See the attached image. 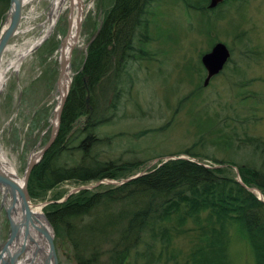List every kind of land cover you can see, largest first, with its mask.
<instances>
[{"label":"rangeland","instance_id":"374dc122","mask_svg":"<svg viewBox=\"0 0 264 264\" xmlns=\"http://www.w3.org/2000/svg\"><path fill=\"white\" fill-rule=\"evenodd\" d=\"M52 1L34 0L23 5L20 32L9 41L0 66L13 58L15 50L28 47L44 36L43 25L47 23ZM82 1L91 5V9L83 14L78 44L71 54L72 78L84 60L85 46L98 33L114 3V0ZM208 2L151 1L147 15L148 39L145 43L134 42L136 56L127 64L131 78L127 76L129 82L124 88L128 93L122 97L114 122L96 130L102 139L114 138L110 146H100L97 151L100 158L138 159L145 163L141 170L147 171L156 166L159 159L188 152L202 156L196 159L206 166L213 164L206 157L215 160L229 168L235 178L236 166L257 159L261 163L255 145L247 143L255 141L247 140L264 141V0H229L215 12L201 11ZM68 5L69 0L51 35L23 59L18 71L10 73L0 91V157L10 162L19 179L31 155L37 153L50 136L59 76L58 49L68 31ZM6 11L0 3V30ZM219 42L230 51V59L222 72L204 87L206 73L201 57ZM206 118L214 121L206 122ZM221 136L228 137L231 143L217 140ZM79 157L80 154L74 152L73 157L66 156L60 162L72 166L73 160L76 163ZM155 159L158 160L154 162ZM110 185L116 182H64L49 190L44 201L31 200V204L40 207L43 213L46 204L55 199L56 203H63L77 188L91 190ZM259 193L264 200V194ZM1 198L0 190V246L9 231ZM229 235L232 244L227 251L231 264H254L246 242L234 236L233 231ZM172 243L177 259L183 264L190 240L181 236ZM64 246L65 249L55 240L58 264H75L65 242ZM139 251L141 255L145 253L142 248ZM158 251L152 262L132 252L127 264L174 263L164 253L159 258Z\"/></svg>","mask_w":264,"mask_h":264},{"label":"trees","instance_id":"16d2710c","mask_svg":"<svg viewBox=\"0 0 264 264\" xmlns=\"http://www.w3.org/2000/svg\"><path fill=\"white\" fill-rule=\"evenodd\" d=\"M151 1L112 3L87 47L82 70L73 77L55 141L30 173L29 197L44 201L49 190L64 182L119 183L145 172L124 184L80 190L61 204L55 199L44 206V218L55 238L66 243L75 264H127L131 253L138 256L141 248L145 253L140 255L147 261L152 262L159 250V258L164 253L173 264H180L172 242L181 236L190 240L183 264H231L227 251L231 231L246 242L254 264H264V203L248 191L264 194L263 140L246 137L255 141L246 142L255 145L261 163L257 159L236 166L240 183L229 168L209 157L213 163L209 167L201 161L178 158L164 162L163 158L143 171L141 160H107L97 154L100 146H110L114 140L102 139L96 130L114 122L122 97L128 93L124 88L130 76L127 64L136 50L134 42L148 39ZM0 3L7 10L9 0ZM217 140L231 143L225 136ZM74 152L80 157L72 166L60 162ZM184 155L202 158L194 153Z\"/></svg>","mask_w":264,"mask_h":264},{"label":"water","instance_id":"95a60500","mask_svg":"<svg viewBox=\"0 0 264 264\" xmlns=\"http://www.w3.org/2000/svg\"><path fill=\"white\" fill-rule=\"evenodd\" d=\"M23 0H9V7L6 12V18L4 19V26L0 31V61L4 50L6 49L9 41L13 38L16 33V29L19 26L21 19ZM223 0H210L208 8L213 9ZM83 6L79 4L78 6V15L79 22L76 28V35H79L80 31V18L82 16ZM72 10V0L70 1L69 14L71 15ZM70 25V17L68 20ZM69 29L67 35L60 43V54L65 45L66 39L68 37ZM73 49V48H72ZM71 49V51H72ZM71 53V52H70ZM71 56V55H70ZM70 56L68 59L60 55L59 59V76L56 84V91H59L60 80L64 70L69 66ZM230 57L229 50L222 43L214 44L210 52L204 54L201 57V63L205 69L206 78L204 80L203 86L206 87L211 80V78L217 75L224 67L226 62ZM85 88L87 89L86 85ZM69 87L66 93L59 97V105L55 108L53 112V121L50 122V136L45 145L34 155H32L26 165L22 179H19L14 174L10 173L5 169L0 163V190L2 195L1 206L5 207L4 211L6 214V220L9 223V232L7 239L0 246V264H23V261L20 260V257H23L24 263L34 264V259L36 258L38 252H41V247L37 245L32 234L40 235L47 243L48 253L42 257L43 264H58L56 250L54 245V233L53 229L47 220V223L50 232L48 233L45 228L41 225H38L39 221L36 218L37 215L32 210L31 200L27 190L28 179L33 167L41 160L42 154H44L54 143L55 138L58 133L60 114L63 108V105L66 101L68 95ZM88 96L86 97V105L88 106ZM184 158V157H181ZM167 159V158H166ZM174 159V158H168ZM167 159V160H168ZM157 161V160H156ZM191 162H196L195 160H190ZM142 174L139 173L134 177H130L127 180H123L122 183L135 179ZM237 181L240 183V178L238 177ZM88 189L87 187H81L75 189L69 193L75 194L80 190ZM251 193L257 195L258 200L264 202L262 195L255 189H248ZM8 199V204L6 203V198ZM7 204V205H5ZM34 247L31 249V247ZM31 252V256L28 257V253ZM27 255V256H26ZM26 256V257H25Z\"/></svg>","mask_w":264,"mask_h":264},{"label":"bare ground","instance_id":"6f19581e","mask_svg":"<svg viewBox=\"0 0 264 264\" xmlns=\"http://www.w3.org/2000/svg\"><path fill=\"white\" fill-rule=\"evenodd\" d=\"M32 1H34V0H23L22 2H23V5H26ZM67 1L68 0H53L51 3L50 10L47 14L48 15L47 23L45 25H43V27H44L43 29L45 31L44 36L35 40V42L29 44L28 47H24L23 49L15 50L16 52L14 53L13 58L9 61H6V64L3 67L0 66V91L2 90L3 86L6 84L10 73L18 71L21 61L24 58H26V56L30 53V51L32 49L36 48L37 46H39L41 44V42L44 40V38L49 37L51 35V33L54 30V25L56 24L58 16L61 14L62 10L64 9L65 2H67ZM81 3L82 2L80 0H72V13L70 15L71 26H69L70 29H69L68 37L66 39L65 45H64L62 52L60 54L61 56H63L66 59L69 58L71 49L78 44L79 37L76 35V27H77V24L79 21V16H77L78 15L77 10H78L79 4L81 6ZM90 9H91V5H86L83 13H85V12L87 13V11H89ZM2 57H3V55H2ZM1 61H2V58H1ZM1 61H0V63H1ZM69 68L70 67L67 66V68L63 72L61 79H59L60 80L59 91L54 95V101H56V107L59 105L60 95L63 96L66 93V91L70 85L72 74H71V70ZM0 163L3 167H5L6 170H8L10 173H12L16 176L14 168L11 167L12 165L10 164V162H7L4 157H0ZM5 199H6V203H7L8 202L7 197ZM7 204H5V205H7ZM32 210L37 215L36 218L39 221L38 225L43 226L48 233H51L47 223L45 222V219H43L41 214H40V209L38 207L32 206ZM32 236L35 239L37 245H39L42 249L41 252H38L37 258L42 259V256L44 254H46L45 242L42 239V237L38 234H35V232L32 234ZM31 249H33V247H31ZM30 255H31V253H30Z\"/></svg>","mask_w":264,"mask_h":264}]
</instances>
